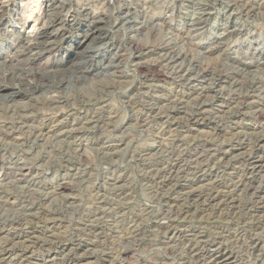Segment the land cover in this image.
I'll return each mask as SVG.
<instances>
[{
  "label": "rangeland",
  "instance_id": "obj_1",
  "mask_svg": "<svg viewBox=\"0 0 264 264\" xmlns=\"http://www.w3.org/2000/svg\"><path fill=\"white\" fill-rule=\"evenodd\" d=\"M62 1L72 14L83 13L81 22L96 17L104 28L112 27V34L104 32L99 44H112V51L107 58L93 55L96 67L85 84L75 80L80 74L67 77L68 89L20 98L17 111L5 98L7 93H0L4 97L0 101V248L11 244L18 250L0 264H22L21 251L30 264H41L46 256L57 257L58 264H195L187 249L191 245L203 249L204 240L214 243L205 249L210 253L220 248L241 254L236 255L242 260L237 264H263L264 209L260 215L248 216L244 210L245 214L226 217L224 211L208 214L195 208L192 215L176 216L171 207L181 195L174 190L175 183L169 188L160 182L173 162L188 170L184 180L206 192L215 186L225 194L234 189V178L247 176L245 158L255 152V138L264 136V119L258 117L264 111V88H260L264 86V0ZM44 3L0 0V63L16 55L22 35L36 34L47 21ZM125 16L137 23L135 30ZM20 18L29 20L25 27ZM199 22L204 24L192 27ZM220 41L224 45L207 58V49ZM68 45L62 43L60 49L45 54L36 67L20 57L0 68V84L10 86L23 79L33 81L35 88L41 78L58 82L54 70L68 58ZM48 62L56 65L50 66V76H42ZM142 65L155 72L140 71ZM52 96L62 99L50 103ZM198 106L206 110L190 126ZM231 144L240 146L222 160V152ZM262 146L259 150L264 152ZM263 175L257 187L263 185ZM238 192L235 197L242 206L256 205L252 193ZM180 230L190 233L177 239ZM17 233L25 237L18 241L12 236ZM197 233L201 242L198 236H189ZM257 240H261L258 252L252 249ZM63 245L66 249L59 250ZM125 251H130L129 259L120 258ZM65 257L72 261H64ZM104 257L109 258L105 263Z\"/></svg>",
  "mask_w": 264,
  "mask_h": 264
},
{
  "label": "bare ground",
  "instance_id": "obj_2",
  "mask_svg": "<svg viewBox=\"0 0 264 264\" xmlns=\"http://www.w3.org/2000/svg\"><path fill=\"white\" fill-rule=\"evenodd\" d=\"M46 3H44V11L46 13L47 16V21H44L43 25L40 27V29L38 30V32L34 35H22L20 40L22 39L23 42L19 41L18 44L22 43L21 46L18 47V51H16V55L11 58L10 60H6L4 63H0V68L5 67L7 64L10 63L13 64V62H16V60L20 57H26L27 60L29 61L28 65L31 66H38L42 64V59L44 57L45 54L49 53L50 51L54 50L57 46L60 49V45L62 43H69L70 45H68V58L64 61H61L58 66H56L57 70H54V73L56 75H59V80L58 82H51V81H44L43 78H41L42 80H40L36 86H34L35 88L32 87V82H28V81H22L23 79H19V81H17V84H10V86L6 85H2L0 84V93H4L6 92V97L8 100H10V102H13L11 106V108H14L16 111L18 110V108L21 106L18 105V102L20 100V98L22 99H26L29 98L31 95L36 94L37 92H44V93H50V92H56L60 94V90L62 88L64 89H68L69 87V83L65 82L68 80L67 77H75L77 74L81 75V77H76L75 80L78 79V85H82L85 84V82L87 81V78L89 77V74L91 72H93L95 70L96 67V59L95 61H93V55L95 54L98 57H104L107 58V56L110 54V52L112 51V44L109 45L110 43H108L105 47H99V44L101 43V40L103 39L102 36L104 34V32H106V36H108V34H112L113 32V28L112 27H103L102 23V19L96 18V17H90L89 20L86 19L85 22H81L78 18H80L79 16H81L83 13H73L67 10L66 7V3L64 1L61 0L60 3H58L59 0H44ZM36 2V1H35ZM34 3V2H33ZM37 4V3H35ZM34 4V5H35ZM33 5V6H34ZM41 5V4H40ZM43 5L41 6V8L43 7ZM252 6V5H251ZM35 7V6H34ZM254 7V6H252ZM37 9V8H36ZM35 9V11H36ZM34 10V9H33ZM30 12V11H29ZM28 12V13H29ZM251 14V13H250ZM32 14H30L31 16ZM29 16V14H28ZM126 17V16H125ZM33 18V17H30ZM29 18V19H30ZM19 21L21 20L22 22V26L25 27L29 20L28 19H23L20 18L18 19ZM80 21V22H79ZM125 21H127L128 26H130V29L134 30L136 29L137 23L134 21H131V18L126 17ZM37 23V22H36ZM42 24V23H41ZM204 24V22H199L198 24H193L192 27H200ZM238 24H235L233 26V29L235 31H237L238 29ZM86 27V29H85ZM84 28V29H83ZM233 31V30H232ZM231 31V32H232ZM230 32V31H229ZM68 34V35H67ZM232 34V33H231ZM110 36V35H109ZM104 39H107V37H104ZM221 39V38H220ZM73 42V43H72ZM223 43V41H222ZM17 44V45H18ZM218 46H213L207 49L206 56L207 58L211 55H214V52L221 48V41L220 43L217 42ZM109 45V46H108ZM224 45V44H223ZM222 45V46H223ZM13 47L16 48L15 45H13ZM58 50V49H57ZM218 52V51H217ZM14 53V52H12ZM8 54V53H7ZM13 55V54H12ZM216 55V54H215ZM214 55V56H215ZM262 56V54H259ZM3 56V55H2ZM143 56V55H142ZM6 59V58H5ZM206 59V57H205ZM262 60H264V54H263V58ZM27 62V61H26ZM260 62V61H259ZM247 64V63H246ZM45 65H47L45 67L44 70H46L44 73H42V76H50V72L49 68L51 65H56L55 63L51 64V63H46ZM156 65V64H155ZM262 65H264V62L262 63ZM261 65V66H262ZM147 66V65H146ZM150 66V65H149ZM242 66V70L246 69L245 63L241 64ZM42 67V66H40ZM55 67V66H54ZM238 67V66H237ZM240 67V66H239ZM111 66H108L106 69H110ZM149 68V67H148ZM146 68V67H140L139 70L140 71H148L149 74L150 72H155V68ZM160 68V67H159ZM236 68V67H235ZM26 69V68H25ZM29 69V68H28ZM239 69V68H238ZM161 70V69H160ZM237 70V69H236ZM40 72V71H39ZM53 73V72H52ZM35 74V73H34ZM41 74V73H40ZM172 74V73H170ZM175 74V73H174ZM181 74V73H180ZM148 75V74H147ZM207 73L205 72L204 76H206ZM216 75V74H215ZM145 76V75H144ZM167 76V74H166ZM174 76V75H173ZM56 77V76H55ZM177 77V76H176ZM183 77V76H182ZM171 78V77H170ZM173 78V77H172ZM220 78V77H219ZM16 79V78H15ZM27 79V78H26ZM176 79V78H175ZM178 79V78H177ZM176 79V80H177ZM183 79V78H182ZM215 79V78H214ZM217 79V78H216ZM18 80V78H17ZM81 81V82H80ZM175 81V80H174ZM219 81V79H218ZM256 81V80H255ZM2 83V82H1ZM16 83V81H15ZM77 83V81H76ZM255 83V82H254ZM256 84V83H255ZM254 84V85H255ZM236 85V83H235ZM252 85V84H251ZM17 86H20L21 89L17 88ZM248 86V85H247ZM72 88V87H71ZM240 88V87H239ZM260 88H264L263 84L262 86H260ZM252 90V89H251ZM254 90V88H253ZM257 90V89H256ZM264 90V89H263ZM253 92V91H252ZM43 94V93H42ZM51 94V93H50ZM249 94V93H248ZM48 95V94H47ZM55 95V94H54ZM239 95V94H238ZM241 95V94H240ZM242 96V95H241ZM240 96V97H241ZM248 96V95H247ZM243 97V96H242ZM4 97L0 96V101L3 100ZM19 99V100H18ZM49 99V98H48ZM62 98L60 97H56V96H52L49 100L50 103H57L58 101H60ZM176 99V98H175ZM18 100V101H17ZM239 100V99H238ZM4 101V100H3ZM176 101V100H175ZM179 101V99H178ZM182 100H180L181 102ZM9 102V103H10ZM179 102V103H180ZM8 103V102H7ZM174 103V102H173ZM201 103V102H200ZM11 104V103H10ZM21 104V103H20ZM183 104V103H182ZM181 104V105H182ZM198 104V103H197ZM171 105V104H170ZM178 105V104H177ZM200 105V104H199ZM205 105V104H204ZM9 106V107H10ZM174 106V105H173ZM181 107V106H180ZM179 107V108H180ZM178 108V107H176ZM199 108V106H198ZM197 109V107H196ZM205 109V108H204ZM204 109H198L197 111H195V113L193 114V116L190 119V123L192 126V124H196L200 121V117L202 114H204ZM174 110V109H173ZM179 110V109H178ZM186 110V109H185ZM184 110V111H185ZM193 110V109H192ZM206 110V109H205ZM263 110V109H262ZM181 111V109L179 110V112ZM15 112V111H13ZM149 112V111H148ZM177 112V111H176ZM238 112V111H236ZM160 113V112H159ZM165 113V111H164ZM169 113V112H167ZM188 113V112H187ZM206 113V112H205ZM208 113V111H207ZM24 114V113H22ZM190 113H188L189 115ZM25 115V114H24ZM147 115V114H146ZM166 115V113H165ZM174 115V114H173ZM191 115V114H190ZM216 115V114H215ZM164 116V115H163ZM200 116V117H199ZM21 117V116H19ZM18 117V118H19ZM178 117V116H177ZM176 117V118H177ZM189 117V116H188ZM217 117V116H216ZM258 117L259 118H263L264 119V111L258 112ZM169 118V117H168ZM185 118V117H184ZM183 118V120H184ZM187 118V117H186ZM21 119V118H20ZM25 119V118H24ZM144 119V118H143ZM152 119V118H151ZM213 119V118H212ZM219 119V118H218ZM23 120V118H22ZM26 120V119H25ZM170 120V119H169ZM182 120V119H181ZM204 120V119H202ZM168 121V119L166 120ZM206 121V120H205ZM204 121V122H205ZM26 122V121H25ZM147 122V121H146ZM179 122V120H178ZM189 122V120H188ZM22 123V122H21ZM169 123V122H168ZM180 123V122H179ZM184 123V122H183ZM185 123H187L185 121ZM207 123V122H206ZM11 124V123H10ZM9 124V125H10ZM171 124V123H170ZM177 124V121H176ZM14 125V124H11ZM24 125V124H23ZM22 125V126H23ZM183 125V124H182ZM188 125V124H187ZM186 126V124H185ZM2 127V126H1ZM13 127V126H12ZM5 128V127H4ZM3 128V129H4ZM22 128V127H20ZM58 128V127H57ZM6 129V128H5ZM23 129V128H22ZM56 129V128H55ZM7 130V129H6ZM39 130V129H38ZM74 130V129H73ZM78 130V129H77ZM75 130V132H80ZM82 130V129H81ZM2 131V129H1ZM0 131V132H1ZM5 131V130H4ZM10 131V130H9ZM35 131V130H34ZM56 131V130H55ZM237 131V130H236ZM6 132V131H5ZM74 132V131H73ZM82 132V131H81ZM35 133V132H34ZM41 133V132H40ZM43 133V132H42ZM235 133V132H234ZM261 133V132H260ZM10 134V133H7ZM83 134V133H82ZM241 134V133H240ZM257 134V133H254ZM259 134V133H258ZM257 134V135H258ZM2 135V134H1ZM12 135V134H10ZM41 136V134H39ZM256 135V137H258ZM251 136V135H250ZM2 137V136H1ZM39 137V136H38ZM42 137V136H41ZM255 137V136H254ZM253 137V138H254ZM243 139V138H242ZM19 140V139H18ZM21 140V139H20ZM253 142V141H252ZM251 142V143H252ZM232 143V142H231ZM243 143V142H242ZM246 143V142H245ZM264 143V136H260L258 138H255L254 141V153H251L249 156H247L245 159L246 163L249 165V168L246 170L247 176L245 177H239V178H234L236 181L233 184L232 188H234L233 190H230L228 192H225V194L221 193L220 190L218 191L214 186L213 189H211L209 192L203 191L202 189H199L197 187H194V184H190L188 181L183 179V175L187 172L188 170L182 169L180 168L179 165H177L175 162H173L169 168L168 171L166 173H164L165 175L162 177V181L160 182V186L164 187V186H170L169 188H171V185H173V188L175 191H177L178 193H180V197L177 198V200L175 199V201L173 202L174 206H170L171 208H174L172 213H174V215L176 216H186L189 213H191L195 208V211L197 210L200 213H208L210 211H224L223 214L230 217V215H238L241 214L242 212L245 214L244 210L247 211V215L248 216H253V215H257L259 213L262 212V210L264 209V181H262V179L264 178V175L261 177V181H262V186L257 187V181L259 178V175L264 173V152L260 151L259 149H261ZM253 144V143H252ZM92 146V145H91ZM103 146V145H102ZM105 146V145H104ZM240 144H231L230 147L228 148L229 150L227 151H223L222 154V160L225 158L227 159L230 155L231 152L234 151L235 148L239 147ZM84 147V146H83ZM100 147V146H99ZM218 148V147H217ZM205 149V148H204ZM103 150V149H102ZM210 150V149H209ZM212 150V149H211ZM215 150V149H214ZM222 150V149H221ZM208 151V150H207ZM247 151V150H246ZM165 153V152H164ZM202 153V151H201ZM205 153V151H204ZM208 153V152H207ZM216 153V152H215ZM221 153V152H220ZM203 154V153H202ZM212 154V153H211ZM263 154V155H262ZM198 155V154H197ZM200 155V154H199ZM204 155V154H203ZM248 155V154H247ZM257 155V156H255ZM172 157V155H170ZM179 156V155H178ZM192 156V155H191ZM209 156V155H208ZM207 156V157H208ZM174 157V156H173ZM181 157V156H179ZM178 157V158H179ZM236 157V156H235ZM245 157V156H243ZM167 158V157H166ZM196 158V157H195ZM168 159V158H167ZM173 159V158H172ZM189 159V158H188ZM209 161V158H207ZM206 159V160H207ZM230 159V158H229ZM169 160V159H168ZM190 160V159H189ZM193 160V159H192ZM176 161V160H174ZM187 161V160H186ZM195 161V160H194ZM202 161V160H201ZM241 161V160H240ZM244 161V160H242ZM200 162V161H199ZM207 162V161H206ZM212 162V161H210ZM222 162V161H221ZM163 163V162H162ZM168 163V162H167ZM175 163V164H174ZM185 163V162H183ZM182 163V164H183ZM201 163V162H200ZM203 163V162H202ZM229 163V162H228ZM170 164V162H169ZM180 164V163H179ZM199 164V163H198ZM206 164V163H205ZM209 164V162L207 163ZM236 164V163H235ZM243 164V163H242ZM203 165V164H201ZM200 165V166H201ZM214 165V164H213ZM225 165V164H224ZM228 165V164H227ZM233 165V164H232ZM245 165V164H244ZM185 166V165H184ZM226 166V165H225ZM234 166V165H233ZM23 167V166H22ZM195 167V166H194ZM199 167V166H198ZM206 167V166H205ZM221 167V165H220ZM237 168V166H235ZM164 168V167H163ZM184 168V167H183ZM196 168V167H195ZM200 168V167H199ZM246 168V167H245ZM205 169V168H204ZM234 169V168H233ZM190 170V169H189ZM202 170V169H201ZM213 170V169H212ZM241 170V169H240ZM29 171V170H28ZM162 171V170H161ZM203 171V170H202ZM208 171V170H207ZM205 171V172H207ZM221 171V170H220ZM223 171V170H222ZM221 171V172H222ZM236 171V170H235ZM10 172V171H9ZM164 172V171H163ZM195 172V170H194ZM193 172V173H194ZM197 172V170H196ZM204 172V174H205ZM220 172V173H221ZM24 173V172H23ZM192 173V172H191ZM203 172H201L202 174ZM232 173V172H230ZM160 174V173H159ZM198 174V173H197ZM222 174V173H221ZM233 174V173H232ZM6 175V174H5ZM16 175V174H15ZM26 175V174H25ZM25 175L23 177H25ZM147 175V174H146ZM199 175V174H198ZM216 175V174H215ZM219 175V174H218ZM216 175V176H218ZM224 175V174H222ZM239 175V174H238ZM156 176V175H155ZM228 176V175H227ZM226 176V177H227ZM232 176V175H231ZM240 176V175H239ZM243 176V175H242ZM16 177V176H15ZM22 177V176H21ZM22 177V178H23ZM194 177V176H193ZM21 178V179H22ZM160 178V177H159ZM186 178V177H185ZM195 178V177H194ZM197 178V177H196ZM211 178V177H210ZM217 178V177H216ZM219 178V177H218ZM223 178V176H222ZM221 178V179H222ZM232 178V177H231ZM20 179V181H21ZM189 178L187 177V180ZM199 179V178H198ZM206 179V178H205ZM215 179V178H214ZM229 179V178H227ZM25 180V179H24ZM190 180V179H189ZM192 180V179H191ZM195 180V179H194ZM215 181V180H214ZM213 181V182H214ZM219 181V180H218ZM260 181V182H261ZM17 182V181H16ZM159 182V181H158ZM199 182V181H198ZM220 182V181H219ZM218 182V183H219ZM222 182V181H221ZM208 184V183H206ZM214 184V183H213ZM226 184V183H225ZM61 185V184H60ZM215 185V184H214ZM115 186V185H114ZM113 186V187H114ZM204 186V184L202 185V187ZM207 186V185H206ZM220 186V184H219ZM230 186V185H229ZM61 186H59L58 189H60ZM221 187V186H220ZM159 188V187H158ZM227 188V187H226ZM229 188V187H228ZM120 189V188H119ZM160 189V188H159ZM189 189V190H187ZM225 189V188H224ZM169 190V189H168ZM173 190V191H174ZM228 190V189H227ZM242 191L243 190L248 193H252L250 194L251 196L253 195L255 197V199H257L255 201L256 205H253V207H250L247 205H241V203L239 202V200L235 197V193L238 191ZM172 192V191H171ZM176 194V193H175ZM239 194V192H238ZM161 195V194H160ZM165 195V194H164ZM246 195V194H245ZM248 195V194H247ZM250 196V197H251ZM240 197V196H239ZM238 197V198H239ZM253 197V198H254ZM252 198V199H253ZM251 199V198H250ZM245 200V199H244ZM173 201V200H172ZM246 201V200H245ZM244 201V202H245ZM252 201V200H251ZM254 201V200H253ZM172 204V203H171ZM29 207V205H28ZM21 208V206H20ZM36 208V207H35ZM170 208V211H171ZM28 209V208H27ZM30 209V208H29ZM28 209V210H29ZM37 210L39 211V209L37 208ZM36 211V210H35ZM41 212V211H40ZM211 212V213H212ZM29 213V212H28ZM32 213V212H31ZM39 213V212H38ZM193 213V212H192ZM192 213L190 215H192ZM196 213V212H195ZM221 213V212H220ZM30 214V213H29ZM45 214V213H44ZM194 214V213H193ZM209 214V213H208ZM206 214V216L208 215ZM219 214V213H218ZM264 214V213H263ZM28 215V214H27ZM33 215V213H32ZM166 215V213H165ZM199 215V214H198ZM260 215V214H259ZM204 216V214H203ZM215 216V215H214ZM217 216V215H216ZM240 216V215H239ZM27 217V216H26ZM33 217V216H32ZM36 217V216H35ZM41 217V216H40ZM44 217V216H43ZM41 217V218H43ZM53 217V216H52ZM171 217V216H170ZM169 217V218H170ZM205 217V216H204ZM220 217V215H219ZM223 217V216H222ZM238 217V216H237ZM244 217V216H243ZM257 217V216H256ZM28 218V217H27ZM31 218V217H30ZM46 218V217H45ZM50 218V217H49ZM183 218V217H182ZM181 218V219H182ZM214 218V217H213ZM216 218V217H215ZM236 218V217H235ZM240 218V217H239ZM249 218V217H248ZM251 218V217H250ZM254 218V217H253ZM177 219V217H176ZM186 219V218H185ZM183 219V220H185ZM209 219H210V215H209ZM225 219V217H224ZM228 219V218H227ZM233 219V218H232ZM214 220V219H213ZM234 220V219H233ZM232 220V221H233ZM236 220V219H235ZM18 221V220H17ZM231 221V220H230ZM1 224V223H0ZM93 227V226H91ZM4 228V227H3ZM101 228V227H100ZM93 229V228H92ZM139 229V228H138ZM179 229V228H178ZM183 230V228H180ZM223 229V228H222ZM104 230V229H102ZM136 230V228H135ZM180 230L179 232H177L175 234V237L178 239H182L185 238L186 236H188V234L190 233L189 231H182ZM186 230V229H185ZM193 230V229H192ZM241 230V229H240ZM99 232V230H97ZM132 231V230H131ZM177 231V230H176ZM175 231V232H176ZM218 231V230H217ZM222 231V230H221ZM226 231V230H225ZM232 231V230H231ZM237 231V230H236ZM14 232V231H13ZM91 232V231H90ZM101 232V231H100ZM193 232V231H191ZM229 232V230H228ZM233 232V231H232ZM230 232V233H232ZM241 232V231H239ZM12 233V232H11ZM21 233V232H20ZM87 233V232H86ZM129 233V232H128ZM132 233V232H131ZM137 233V232H136ZM174 233V232H173ZM219 233V232H218ZM222 233V232H220ZM102 235V233H100ZM99 234V235H100ZM195 234V233H194ZM200 234V233H199ZM203 234V233H202ZM216 234V233H215ZM214 234V235H215ZM242 234V233H241ZM260 234V232H259ZM259 234H257L259 236ZM98 235V236H99ZM224 235V233L222 234ZM221 235V236H222ZM231 235V234H230ZM234 235H235V231H234ZM261 235V234H260ZM264 235V234H263ZM10 236V235H9ZM12 236L14 237V239L18 240L21 239V237L23 235L21 234H12ZM92 236V235H91ZM134 236V235H133ZM172 236V235H171ZM169 236V237H171ZM174 236V235H173ZM189 236H198L197 238L199 239L198 242H201L200 240L202 239V236L198 235V233L196 235H189ZM218 236V235H217ZM216 236V237H217ZM220 236V237H221ZM25 237V236H24ZM22 237V238H24ZM96 237V236H95ZM131 237V236H130ZM207 237V236H206ZM10 237H8L9 239ZM36 238V237H34ZM52 238V237H51ZM97 238V237H96ZM226 238V237H225ZM231 239V237H229ZM228 238V239H229ZM237 238V237H236ZM240 239V237H238ZM237 238V239H238ZM42 239V238H41ZM83 239V238H82ZM194 240V237L192 238ZM213 239V238H212ZM216 239V238H214ZM224 239V238H223ZM234 239V237H233ZM236 239V241H237ZM261 239V236H260ZM10 240V239H9ZM97 240V239H96ZM103 240V239H102ZM169 240V238H168ZM188 240V238H187ZM196 240V239H195ZM203 240V239H202ZM217 240V239H216ZM215 240V241H216ZM220 240V239H219ZM227 240V239H226ZM242 240V239H241ZM15 241V240H14ZM29 241V240H28ZM41 241V240H40ZM45 241V240H44ZM47 241V240H46ZM54 241V240H53ZM57 241V240H56ZM86 241V240H85ZM127 241V240H126ZM171 241V240H170ZM169 241V242H170ZM192 241V240H191ZM224 241V240H223ZM222 241V242H223ZM229 241V240H228ZM234 241V240H233ZM261 240H257L254 242V246H253V251H257L258 249L261 248ZM9 242V241H8ZM26 242V241H25ZM31 242V241H30ZM50 242V241H49ZM62 242V241H61ZM181 242V241H180ZM197 242V240H196ZM197 242V244H198ZM231 242V241H230ZM241 242V241H240ZM244 242V240H243ZM263 242V240H262ZM15 243V242H14ZM13 243V244H14ZM48 243V242H47ZM57 243V242H56ZM63 243V242H62ZM88 243V242H87ZM92 243V242H91ZM98 243V242H97ZM184 243V241L182 242ZM204 245V248H197L194 245H191L189 247L188 250V256L189 258L194 259L195 264H228L227 261L233 259V261H236L237 264V260L240 261L241 263V259L240 257H237L236 255L238 254H233L229 251H227L226 249H223L225 251H222L220 248L219 250H217L216 253H210L208 252V250H205L207 248H209L210 246H212L214 243H209L206 242L205 240L202 242ZM232 243V242H231ZM242 243V242H241ZM240 243V244H241ZM31 244V243H30ZM84 244V243H83ZM99 244V243H98ZM102 244V243H101ZM170 244V243H169ZM174 244V243H173ZM171 244V245H173ZM195 244V243H194ZM263 244V243H262ZM4 245V244H3ZM20 245V244H19ZM189 245V244H188ZM221 245V244H220ZM226 245V244H225ZM233 245V244H232ZM248 245V244H247ZM252 245V244H251ZM264 245V244H263ZM262 245V246H263ZM53 246V243L52 245ZM60 246V245H59ZM66 245L61 246L60 248H58L59 250H64L66 249L65 247ZM199 246V244H198ZM231 246V245H230ZM241 246V245H240ZM246 246V244H245ZM48 247V246H47ZM90 247V246H89ZM93 247V246H92ZM96 247V246H95ZM226 247H228L226 245ZM238 247V246H236ZM26 248V247H25ZM53 248V247H52ZM127 248V247H126ZM125 248V249H126ZM218 248V247H217ZM222 248V247H221ZM241 248V247H240ZM250 248V247H248ZM264 248V247H263ZM20 249V247H19ZM44 249V248H43ZM51 249V248H48ZM130 249V248H129ZM243 249V247L241 248ZM46 250V248H45ZM127 250V249H126ZM214 250V249H213ZM231 250V249H230ZM240 250V249H239ZM124 251V250H123ZM168 251V250H167ZM215 251V250H214ZM263 251V250H262ZM18 252V250L15 248V246H11V244L9 245H4L2 248H0V262H4V260L6 259H11L13 257V255H16ZM22 253L20 255H18V257L20 259H23V263L22 264H30L29 258L26 255H22L24 254L23 251H21ZM87 252V251H86ZM258 252V251H257ZM114 253V252H113ZM252 253V252H251ZM254 253V252H253ZM252 253V254H253ZM262 253V252H261ZM130 254V251H125L122 254V257L120 256V258H124L127 259L128 256ZM185 254V253H184ZM246 254V253H245ZM251 254V255H252ZM259 254V253H257ZM91 255V254H90ZM89 255V256H90ZM93 255V253H92ZM182 255V254H181ZM239 255V254H238ZM241 255V254H240ZM239 255V256H240ZM261 255V254H260ZM67 256V255H66ZM94 256V255H93ZM113 256V255H112ZM257 257V255H255ZM16 257V256H15ZM98 257V256H97ZM96 257V258H97ZM184 257V256H183ZM210 258L211 260H209V262H206L208 258ZM246 257V256H245ZM66 258V257H65ZM105 259L103 260V262L105 263L106 259H109L107 257H104ZM173 258V257H172ZM179 258V256H178ZM247 258V257H246ZM255 258V257H254ZM32 259V257H31ZM101 259V258H100ZM129 259V258H128ZM188 259V258H187ZM259 259V258H258ZM257 259V260H258ZM44 261L41 264H58L57 263V257L54 256V258L52 256H46L44 259ZM186 260V259H185ZM256 260V258H255ZM254 260V261H255ZM264 260V259H263ZM7 261V260H6ZM64 261H72L70 260V258H66ZM108 261V260H107ZM190 261V260H189ZM246 261V260H245ZM248 261V260H247ZM246 261V262H247ZM262 261V260H260ZM8 262V261H7ZM110 262V261H109ZM182 262V261H181ZM193 262V260H192ZM244 262V261H243ZM242 262V263H243ZM249 262V261H248ZM21 263V262H19ZM188 263V262H187ZM190 263V262H189ZM260 263V262H259ZM32 264V263H31ZM70 264V263H69ZM106 264V263H105ZM246 264V263H245ZM252 264V262L250 263ZM264 264V261H263Z\"/></svg>",
  "mask_w": 264,
  "mask_h": 264
}]
</instances>
